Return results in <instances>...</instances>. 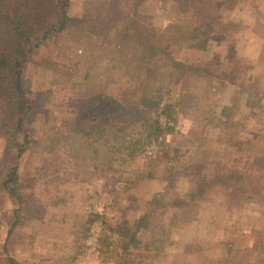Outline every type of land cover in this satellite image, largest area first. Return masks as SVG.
Masks as SVG:
<instances>
[{
    "label": "rangeland",
    "instance_id": "obj_1",
    "mask_svg": "<svg viewBox=\"0 0 264 264\" xmlns=\"http://www.w3.org/2000/svg\"><path fill=\"white\" fill-rule=\"evenodd\" d=\"M69 14L89 16L87 25L45 41L23 72L30 108L20 153L0 128V264H67V255L88 264L84 241L97 217L89 204L107 210L93 264H264V0H70ZM132 18L150 46L209 70L152 73L164 101L180 100L173 117L150 111L144 84L134 85L163 56H150L147 40L116 36L112 23ZM216 19L229 23L228 33L202 30L206 49L182 41ZM155 120L161 131L153 136ZM157 136L156 155L137 152ZM13 164L18 182L9 186L19 199L4 187ZM232 171L246 180L224 184ZM194 190L202 196L193 208L176 207ZM158 192L151 220L167 240L151 251L149 230L137 224ZM133 233L141 245L121 256Z\"/></svg>",
    "mask_w": 264,
    "mask_h": 264
},
{
    "label": "trees",
    "instance_id": "obj_2",
    "mask_svg": "<svg viewBox=\"0 0 264 264\" xmlns=\"http://www.w3.org/2000/svg\"><path fill=\"white\" fill-rule=\"evenodd\" d=\"M181 1L184 2L185 0ZM191 1L194 2L195 0ZM69 7L70 0H0V128L7 129L6 132L9 137L16 146L20 147L19 153L23 150V147L18 143V135L22 132L25 135L24 141L28 139L23 128L27 110L30 108L23 81V72L26 65L31 60V56L48 39L58 34L67 33L72 28L78 29L87 25L86 22L89 16L73 17L69 14ZM200 7L198 6V9ZM198 11L202 12L203 8H200ZM93 19L97 25H104L105 21L110 20L108 17L106 19L98 18V20L93 17ZM115 24H119L116 36L124 40L134 42L147 40L149 42L153 39L140 32L141 26L135 21V18L129 20L121 19L117 23H112L113 26ZM222 28H224V32L228 33L229 23L218 19L211 21L203 20L198 27L188 31L181 38L182 41H186L189 45H196L197 47L206 49V40L204 39L206 33L202 35L201 31L204 30L206 32ZM167 30H173V27L167 28ZM173 31L175 33V29ZM149 48L151 51L150 56L161 54L163 60L161 63L154 62L148 67L147 76L136 80L134 85L144 84V91L150 111L161 109L162 114L173 117L175 115V107L180 103V100H174V102L171 100L164 101V86L161 84L160 78L158 80L156 78L154 81L151 79L152 73L154 74V71H158V77L165 75L178 76L180 73L205 77L208 75L209 70L199 63H188L174 59L167 48H156L150 45ZM155 83L157 88H155ZM143 121V125H146L147 119L144 118ZM155 123L157 127H154L155 134L153 136H156L161 131L159 121L155 120ZM82 126L84 124L80 123L78 128ZM145 132L146 135H150L152 130L145 129L140 134L142 135ZM149 139L147 143L146 141L141 142L136 146L137 152L145 151L150 141ZM7 167L4 187L19 199V193L15 186L18 182L17 165L13 164V166ZM245 180L246 178L242 173L232 171L224 178V184L227 185L230 182L242 183ZM10 182H14V186H9ZM197 193L198 191L194 190L182 200H175L176 207L184 208L192 206L193 208V203L202 196L200 193ZM162 194V192H158L148 201L147 211L137 224V232L141 228L149 230L151 238L145 244V248L151 251L164 247L167 240L166 231L157 228V225L151 220L152 215L157 211V205L164 197ZM125 238L126 240L122 244L123 251L120 255L126 257L130 253L131 247L133 249L138 248L141 243L134 233L129 236V239L127 235ZM9 260L11 264H15L14 259L9 258Z\"/></svg>",
    "mask_w": 264,
    "mask_h": 264
},
{
    "label": "built area",
    "instance_id": "obj_3",
    "mask_svg": "<svg viewBox=\"0 0 264 264\" xmlns=\"http://www.w3.org/2000/svg\"><path fill=\"white\" fill-rule=\"evenodd\" d=\"M164 124H167L166 120H164ZM161 141V136L151 139L145 148V155H156ZM121 184H123V182H121ZM86 209L90 215L95 213L97 216L96 219L93 220L92 224L89 225L88 236L84 241V258L88 264H93L94 260L99 259L102 254L101 238L103 237L105 231L104 213H107V210L105 209L104 212H102L103 209L100 210L97 204H89Z\"/></svg>",
    "mask_w": 264,
    "mask_h": 264
},
{
    "label": "crops",
    "instance_id": "obj_4",
    "mask_svg": "<svg viewBox=\"0 0 264 264\" xmlns=\"http://www.w3.org/2000/svg\"><path fill=\"white\" fill-rule=\"evenodd\" d=\"M69 229H70V231H68V232H70V238H69V241H68V244L71 246H74V239H73V237L72 236H74V228H72V225H71V223H69ZM70 257V255H67L66 257H63V256H61V259L64 261L65 259H67L66 261H67V264H73V260H72V258H69ZM14 259L16 260V262L17 261H19V259L17 260V257L15 258L14 257ZM52 261L53 262H55L56 260H54L53 258H52ZM35 262H31V261H29L28 262V264H34Z\"/></svg>",
    "mask_w": 264,
    "mask_h": 264
}]
</instances>
